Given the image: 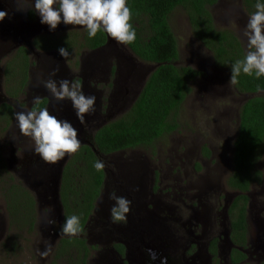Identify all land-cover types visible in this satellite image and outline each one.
<instances>
[{"label":"flooded vegetation","instance_id":"obj_1","mask_svg":"<svg viewBox=\"0 0 264 264\" xmlns=\"http://www.w3.org/2000/svg\"><path fill=\"white\" fill-rule=\"evenodd\" d=\"M17 1H20L22 9L17 6L19 10L16 12L10 7L11 5L16 6L15 3ZM0 4H7V7H5L6 11L5 9L0 10L7 13L5 19L0 22V134L5 132L4 135H0V150L4 149V143L9 142L11 144L13 138L18 139L12 143L13 147L18 149V151L13 153V157L10 160V164H12V161H16V164L9 166L11 170L8 169L13 172L17 179L23 182L20 173L24 169L23 153L25 155L27 152L28 158H32L31 167L33 170L38 166V158L40 156L32 150V143L27 144L28 146L24 149V142H28L30 138L21 134L17 126L15 113L47 108L48 97L42 98L39 93L30 89L40 62H42L44 71L52 72L50 75L42 77L41 80L37 79V82L48 79L55 72V75L60 77L58 81L66 78L79 82L82 87L85 81L83 76L86 74L87 69L93 63L99 64V62H94V60L106 55L103 50L113 48V46L117 49L118 47L122 49L124 45L117 44L113 38L104 33L105 41L94 49L85 46L87 34L82 26H65L61 23L56 30L50 31L47 25L40 23L39 16L35 14L34 9L27 0H0ZM11 21H17V34L22 33V37L16 42L30 41L36 53L30 51L31 49L29 50L26 45L15 47L8 45L9 47H5L6 44L14 43L9 42L13 39V29L11 27L9 31H4L1 26L4 25L2 23ZM238 34L243 45L246 46L241 32H238ZM75 38L74 45L71 40ZM64 42L72 45L69 49L71 55L67 59L62 58L55 47L56 43ZM125 46L140 64L145 63L140 61L141 59L132 52L128 45ZM22 47L30 51L31 61L34 64L29 69L27 84L25 86L21 84L17 96H10L7 94L6 88H12L15 78L9 77L6 80V70L9 69L8 61L15 57L17 51ZM83 52H88L85 58H83ZM72 61L74 62L72 63ZM118 61L119 59L115 58L110 64L111 83L103 82L101 77L93 81L97 90L105 92L113 88ZM121 61L123 62L124 59L121 58ZM200 69L202 68L200 67ZM9 71L15 72L13 68L9 69ZM261 92L264 93V91ZM108 93L107 95L105 93L104 97L101 98V106L104 111L107 107ZM31 95L32 97L39 96L41 98L40 103L45 99L47 101L44 105L39 106V104L33 103ZM6 105H9L11 109ZM101 114L104 113L102 112ZM9 119H11L10 125L7 124ZM239 122L240 113L238 112L236 124V128H238L236 132L228 133L234 137L232 149H230L231 154L224 166L220 167V178L215 185V190L213 189L212 191L216 192V194H212V192L209 194L208 187L205 188V186H196L190 192L189 190L185 191L181 184L184 182V178L180 171L173 178L172 183L164 187L159 186L161 184L157 183V177L151 176L148 185L149 189L145 188V185L147 186L146 170L143 168L147 163L145 151L156 152L157 144L170 135H163L160 139H157L154 144L155 147L153 145H142L121 149L105 156L100 154L102 161L105 163L104 170L106 173L105 185L102 190L103 196H105L107 189L108 193L116 190L117 195L126 197L132 203L131 210L127 215V221L118 223H114L111 220L110 213L107 216L99 215L96 205L94 213L90 216L87 223V233L80 235L87 239L90 247L88 264H254V261L257 264H264V178L261 184L257 183L251 186L250 183L246 190L234 188L231 185V180L234 179L236 171L233 161L235 140L239 134ZM228 130L229 125H227V132ZM95 133L96 131L91 141L94 148H96ZM195 138L200 143L196 149V155L190 151L178 154L182 167L189 159L195 161V168L203 166L202 162L196 161L200 156L213 163V158H215L213 148L207 142H202L201 135H196L192 139L188 137V142L194 141ZM24 139L26 141H23ZM84 145L92 147L87 143H83L80 148ZM206 150L210 154H207ZM0 157H3L1 152ZM211 170L217 172L216 167ZM142 171L145 173V177H143ZM157 172L154 171L153 175ZM158 175L159 173H157ZM119 178H124L125 184H120L121 180ZM160 178L162 179V175ZM222 194L225 195L224 205ZM243 196L247 198L245 199ZM235 202H237V205L231 212ZM0 209L2 210L3 208L0 206ZM242 210L245 212L242 213ZM2 211H0V246L1 241L4 243L7 240L10 229L1 217ZM241 216H243L244 222H240V224L242 226L245 225V227L237 226ZM147 222L150 223L151 231L147 232L143 239L139 231L142 225ZM111 235H115L116 239L112 238L114 240H109L105 238ZM55 249L50 254L53 255ZM150 252L155 253V259L152 258ZM95 254H98L96 262L93 261Z\"/></svg>","mask_w":264,"mask_h":264},{"label":"trees","instance_id":"obj_2","mask_svg":"<svg viewBox=\"0 0 264 264\" xmlns=\"http://www.w3.org/2000/svg\"><path fill=\"white\" fill-rule=\"evenodd\" d=\"M218 1L127 0V6L132 12L130 23L137 33L136 40L128 46L142 62L157 66L148 76L130 111L96 131L95 145L99 154L92 147L84 145L64 168L61 197L65 218L73 214L80 217L82 231L79 235L87 233V223L105 185V170L97 172L93 167L96 160H103L100 154L105 156L121 149L142 145L155 147L157 139L177 131L178 112L192 92V83L204 73L195 64L180 63L179 43L171 26L174 11L182 9L187 14L194 36L212 52L216 66L226 68L231 75V64L244 57L246 49L238 32L221 29L216 25L213 6ZM255 4L256 0H242V10L250 15L256 10ZM75 41L76 38L71 40L73 44ZM104 41V33L100 32L94 39L86 36L85 46L95 49ZM71 46L65 42L55 44L56 49H70ZM8 62L9 69L13 68L15 72L7 69L6 80L9 77L15 80L12 88L8 87L6 91L10 96H17L21 84H27L29 69L34 62L31 61L30 51L25 47L20 48L16 56ZM234 86L241 93L248 94L249 98L245 99L240 107L239 134L235 140L233 161L236 171L231 185L246 190L250 183L251 186L261 184L264 178L258 165L264 156V93L261 92L264 91V77L256 79L242 73ZM46 101L45 99L39 103V106L44 105ZM6 106L11 109L9 105ZM10 122L11 119L7 124L10 125ZM206 153L210 154L208 150ZM8 168L9 164L0 157V173L6 174L4 182L7 183L8 178L11 181L9 187L0 186L10 224L7 240L1 246L4 248H9L8 242L19 235L16 229L33 233L34 229H37L38 214L34 194L10 173ZM236 205L237 202L231 212ZM244 212L242 210V213ZM243 216L237 224L238 227L240 222H244ZM14 243L15 241L11 244L12 247ZM89 255L90 247L85 237H63L58 241L52 264H59L61 260L71 264H88Z\"/></svg>","mask_w":264,"mask_h":264},{"label":"rangeland","instance_id":"obj_3","mask_svg":"<svg viewBox=\"0 0 264 264\" xmlns=\"http://www.w3.org/2000/svg\"><path fill=\"white\" fill-rule=\"evenodd\" d=\"M15 5L20 7V1H17ZM20 9L22 8L20 7ZM242 9V0H219L218 3L213 6V15L216 25L219 28L230 29L239 33L241 32V36L245 39L246 44V38L243 37V30L248 21L249 15ZM171 26L179 43L181 55L180 63L195 64V66L198 65L204 70V73L192 83V92L189 94L187 99L184 100L183 106L178 112L177 119L179 122V129L174 133L167 134L170 136H166L157 144V150L154 149L156 152L153 153L149 150L145 151L147 157V163L143 167L145 168L147 175V186L145 185V188L147 190L149 189L148 185L151 176L157 177L158 179H155L158 184H161L159 186L164 187L171 184L173 178L177 176L180 171L184 178V182L181 184L183 185V189L185 191L189 190L190 192L194 190L196 186H205V188L208 187V192L210 194L213 189L215 190V185L219 181L221 174L220 167L224 166V163L231 154L230 149H232L231 146L233 145L234 137L228 133L236 132L238 128H236L237 113H240L242 101L249 98V95L241 93L234 86V84L229 85V71L226 68L222 69L215 65L211 56L212 52H210V50L201 44V42L194 36L189 18L182 9H177L172 14ZM103 51L106 52V55L100 59L94 60V62H99V64L93 63L87 69L85 74L88 90L94 92L98 100V106H96L97 111L100 114L103 112L104 114H101V116L103 118L106 117L107 107L105 108V111L102 109L101 98L104 97L105 93L107 95L109 92L107 101L108 106L109 97L115 85L117 90H122L124 96V100L119 102L117 105H114L113 118L104 121L102 123L104 126L126 115L130 111L136 98L141 93L148 76L154 70V68H151L154 64H140V62L131 55L129 49L125 45L122 49L119 47L117 49L113 46V48H106ZM83 55V58H85L88 55V52H83ZM115 58L119 59L117 63V66H119V73L115 75L113 88L109 91L106 90L105 92H102L103 90H97L95 84L93 83L96 78L101 77L103 82H112L109 70L110 64H112ZM121 58L124 59L123 62H120ZM75 59L77 60V58ZM73 62L74 61H72V63ZM66 65L68 66L67 63ZM146 72L147 76L143 79ZM48 74H51V72H48L47 70L44 71L42 62H40L38 69L34 74L33 83L36 79L41 80L42 77L44 78L45 75ZM116 81L118 82L116 83ZM30 89L31 91L33 90L31 87ZM252 96L253 95H251V97ZM227 125H229L228 132ZM92 131L95 132L94 130ZM4 134L5 132L0 135ZM196 135H201V139L203 140L202 142H207L209 146L213 148V151L215 152L213 163H210L208 159L206 160V158L200 156L196 159V161L202 162L203 166L195 168V161L189 159L185 162L184 167H182L178 154L188 151L195 155L197 154L196 149L200 145L198 139L195 138L194 141L188 142V137H191L192 139ZM15 140L18 139L13 138L11 140V144H9V142L4 143V149L0 150L4 159L7 160V163H9V166L16 164V161H12V164H10L13 153H17L18 151V149H15L12 145V143L16 142ZM23 141H26V139ZM31 143V148L33 150V142L31 141ZM26 144L27 143L24 142V149L27 147ZM27 155V152L25 155L23 153L24 158H26ZM258 165L264 175V158ZM213 167L217 168V172H213L211 170ZM9 169L11 170V168ZM154 171H158L157 173H159V175L157 176V173L153 175ZM10 173L13 174L12 171H10ZM142 174L143 177H145V173L143 171ZM0 175V186L9 187L11 185L9 178L6 183L4 182L6 174L4 175L0 173ZM161 175L162 179L160 178ZM119 180H121L120 184H125L124 178H119ZM134 185L137 186L136 184ZM0 190H2L1 187ZM107 191L108 189L105 191L104 202L102 203L104 207V203L109 202L108 214L110 213L114 201L109 198L110 193ZM212 194H216V192H212ZM222 197L224 205L225 195L222 194ZM0 206L3 208L2 210H4L2 211L0 209V211H2L1 217L6 222V226H10L6 215V201L1 192ZM100 207H102V205H100ZM100 207L98 208L99 214L102 213V208L100 210ZM34 230L35 231H33V233H26V230L16 229L15 231H17L19 235L14 237V240L10 243L8 242L9 248L1 247L3 244V241H1L0 264H52L53 255L50 254L49 251H46V239L40 235V232L37 229ZM15 231L14 233H16ZM14 241L15 245L12 247L11 244H13ZM57 244L54 248H56ZM93 258V261L96 262L98 254H95ZM254 262V264H257L256 261ZM59 264H71V262L61 260Z\"/></svg>","mask_w":264,"mask_h":264},{"label":"clouds","instance_id":"obj_4","mask_svg":"<svg viewBox=\"0 0 264 264\" xmlns=\"http://www.w3.org/2000/svg\"><path fill=\"white\" fill-rule=\"evenodd\" d=\"M40 18V23L54 31L63 23L65 26H82L89 39H94L98 33H107L117 44L130 45L137 37L134 26L130 23L131 9L127 0H27ZM255 11L249 15L243 30L246 38V52L242 59L231 64L229 85L236 84L243 73L256 79L264 77V0H256ZM7 13L0 11V22ZM59 55L67 59L71 53L68 48L60 47ZM52 76L43 80V86L59 101L68 99L72 103L77 119L82 123L85 114L95 110L96 96L86 95L79 84L69 79L57 81ZM40 97H33V103L39 104ZM17 126L22 135L33 142V150L42 160L56 163L66 154L79 150L81 141L78 130L67 119H59L50 114L47 108L25 110L15 113ZM97 172H103L105 163L96 160L93 164ZM109 198L114 201L110 210L114 223L126 222L131 210V201L117 195L116 190ZM46 212L49 210H45ZM82 231L80 217L76 214L67 216L61 226L64 234L76 235ZM155 259V253H151Z\"/></svg>","mask_w":264,"mask_h":264},{"label":"water","instance_id":"obj_5","mask_svg":"<svg viewBox=\"0 0 264 264\" xmlns=\"http://www.w3.org/2000/svg\"><path fill=\"white\" fill-rule=\"evenodd\" d=\"M6 5L7 4H0L1 7L0 10L5 9L6 11L5 8ZM10 8H13V10L16 12L17 10H19L18 9L19 7L17 8V6H13V5H11ZM2 24H4L1 26L4 31H9L11 27L13 29V39L9 42H14V43L6 44L5 47H9L8 45H13V47L26 45L29 48V50L31 49L30 51L36 53L30 41L23 40L16 42V40H20V38L22 37L21 32L17 34V28H16L17 21H13V22L11 21ZM156 66L157 65L154 64L151 68L155 69ZM118 73H119V66H117V71H116V74ZM146 76H147V72L144 75L143 79H145ZM52 78L58 81V78L60 77L59 75H55ZM83 78L85 81L83 86L81 87L82 91L86 95L96 96L94 92L88 90L85 75L83 76ZM117 82L118 81H116V83ZM31 88L35 92L39 93V96H41L42 98L48 97L49 103L47 105V109L50 112V114L55 115L59 119L62 120L67 119L71 121L73 126L78 130V139L81 141V145L83 143H87L93 147L96 153H99V151L96 148H94V145L91 143L94 135V132L92 130L97 131L98 129L101 128V125L104 121L113 118L114 115L113 112L115 107L114 105H117L119 102L124 100L122 90L120 91L117 90L115 85L109 97V105L107 106V113H106L107 115L105 118H103L96 109V106H98L97 104L98 100L96 99L95 110L92 111L91 113L85 114V120L82 123L79 119H77L70 100L68 99H65L63 101L57 100L55 97L51 95L50 92H48V90L43 86L42 82H37V79L34 81V83L33 82L31 83ZM26 143L29 145L31 143L30 139ZM73 154L74 153L66 154L63 159L57 161L56 163H48L42 160L41 158H38V166L35 167L34 170L31 167L32 158H28L27 156L26 158L23 159L25 161L24 169L20 171L22 175L20 176L23 178V182L25 186L35 196L37 210H38V219H37L36 227L40 231V235L44 239H46L47 241L46 251L49 252L53 251L55 245L61 238L80 236L78 233L76 235H70L61 232V226L65 220V209L61 197V185L64 174V168ZM102 202H104L103 193L101 194V196L97 201V207L99 208L100 205H102V207H100V210L102 208V213H100L99 215L107 216L109 215V213L107 214V212H109V202H105L104 207ZM46 209L49 211L46 212L45 211ZM150 231H151L150 223L147 222L145 223V225L144 224L142 225L139 232L141 237L144 239L145 234ZM113 237L114 239H116L115 235L106 236L105 238L112 240Z\"/></svg>","mask_w":264,"mask_h":264}]
</instances>
